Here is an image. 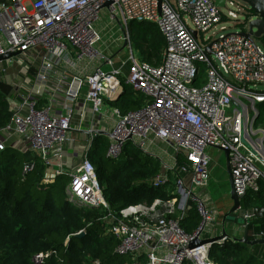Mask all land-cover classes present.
<instances>
[{
  "label": "built area",
  "instance_id": "built-area-1",
  "mask_svg": "<svg viewBox=\"0 0 264 264\" xmlns=\"http://www.w3.org/2000/svg\"><path fill=\"white\" fill-rule=\"evenodd\" d=\"M228 4L246 10L234 0ZM104 8L129 44L131 22L157 24L166 39L161 62L132 54L114 66L96 47L102 41L96 22ZM227 14L238 18L233 8ZM226 19L215 0H0V56L20 52L0 61L3 77L15 68L0 151L11 146L37 154L46 166L43 183L67 176L69 200L105 211L101 220L119 239L115 253L130 256L131 264H217L211 248L228 236L190 246L218 236L219 211L199 193L211 180L209 146L229 151L240 198L264 182V129L256 127L258 104L264 103V50L240 32L226 33ZM14 58L23 63L15 66ZM97 58L113 67L95 65ZM124 84L144 97L141 107L125 113L112 105ZM97 135L109 138L106 156L112 160L128 143L159 160L161 169L150 183L173 184L170 199L112 211L89 158ZM193 205L201 222L188 233L180 220ZM254 216L245 213L242 229ZM254 237L264 238V232ZM54 252L36 253L32 261L43 264Z\"/></svg>",
  "mask_w": 264,
  "mask_h": 264
},
{
  "label": "trees",
  "instance_id": "trees-1",
  "mask_svg": "<svg viewBox=\"0 0 264 264\" xmlns=\"http://www.w3.org/2000/svg\"><path fill=\"white\" fill-rule=\"evenodd\" d=\"M131 24L133 43L143 60L152 64L156 59L155 64L160 63L166 39L158 25L149 21ZM129 88L125 87L124 94L112 102L124 113L141 107L144 101L141 94ZM9 91L0 74V127L11 117ZM258 107L261 115L264 103ZM108 144L107 136L97 135L89 158L112 211L119 212L131 204H151L158 198L170 199L173 184L157 188L150 183L161 169L159 160L144 155L132 143L126 145L118 160H112L106 156ZM29 163L34 166L27 171ZM45 170L43 161L30 150L10 146L0 151V264H35L33 255L49 250L55 252L43 264H131L130 256L115 253L119 239L107 232L101 220L105 211L70 201L66 192L69 180L65 175L43 183ZM241 206L264 207V182L259 191H249L241 198ZM200 222L195 205L180 220L188 233ZM81 229L86 234L77 237ZM258 232H264V212L255 215L248 225L250 239H255ZM210 256L217 264H264V244L251 245L228 236L224 243L212 246ZM183 264L193 263L187 260Z\"/></svg>",
  "mask_w": 264,
  "mask_h": 264
},
{
  "label": "crops",
  "instance_id": "crops-1",
  "mask_svg": "<svg viewBox=\"0 0 264 264\" xmlns=\"http://www.w3.org/2000/svg\"><path fill=\"white\" fill-rule=\"evenodd\" d=\"M96 28H97V31L101 35V38H102V41L97 43V48L99 49V51H101V53L103 55L112 59L114 66H120L124 61H127L128 58L132 54L137 59L143 60L142 54H141L139 48H137L133 43L132 38L134 35V27L131 23L129 24V31L131 34L130 44L125 42L123 39H120L121 37L124 36L123 31L120 29L117 21H113L109 17V11L107 8H104L101 10L99 19L96 22ZM161 57H162V55H161ZM153 61L154 62L152 64H155L156 59H153ZM95 65L102 66L104 69H106L105 67H108V69H106V70H109L113 67L112 65L108 64V62H106L104 58H97V60L95 61ZM125 71H126V69H125ZM11 74L13 76L14 70H13V73H11ZM11 74H9V72H8L5 76L10 77ZM5 78L3 77V79H5ZM14 78H15V76H13V79ZM13 79H12V81H13ZM124 87H129V86L124 84ZM129 89H131V88H129ZM109 104H110V102H109ZM110 111L111 110L109 109L108 110L109 114H110ZM68 155L70 158L71 157L74 158L75 152L72 149H68ZM209 168L211 171V178H212L213 171H214V167L212 166V161L210 162ZM226 169H227V163H226ZM201 192L204 193L205 195H207L211 199V197L207 193L206 189H201L199 193H201ZM228 194H229V192H228ZM228 196L230 197V195H228ZM211 201H212V199H211ZM225 205H226V207L220 208L218 205L216 206L214 204V202L212 201V206L218 209L219 214L223 213V215L221 216L220 219H219V217H217V221H218L219 226H217V234L216 235H218V236L223 233L222 219H223L224 214L227 213L230 210V208L232 207L233 201L230 200V202L225 204ZM228 220H229V226L227 227L228 233L230 235H233V236L243 237L244 229H242V227H241L242 223L239 222L238 215H235V214L231 215L228 217Z\"/></svg>",
  "mask_w": 264,
  "mask_h": 264
},
{
  "label": "water",
  "instance_id": "water-1",
  "mask_svg": "<svg viewBox=\"0 0 264 264\" xmlns=\"http://www.w3.org/2000/svg\"><path fill=\"white\" fill-rule=\"evenodd\" d=\"M227 0H215L216 5L220 8H224L226 5ZM249 9V12H246L244 15V18L242 22L244 23V27L240 31V34L245 36L246 38L252 40L255 42V39L261 38L264 36V0H241ZM162 3V0H159V4ZM110 3H107L106 6H108ZM195 35L197 34L196 31L193 32ZM207 52L210 54L212 53L211 47H207ZM20 54L19 51L17 52H9L4 55L0 56V61L7 60L11 57L18 56ZM226 157H227V172L229 175V181H230V189H229V195L231 200L233 201V205L230 208V210L224 214L222 219L223 224V233L220 236H217L215 238H208V239H196L193 242L190 243L191 247L198 246L203 243L207 242H213L222 239L225 236H231L236 241H242L249 243L251 245L255 244H264V238H257V239H250L248 234V228L246 227L244 229V235L243 237H237L230 235L227 231V227L229 226V220L228 217L231 215H238L239 222H244V215L245 213L253 214V215H262L264 212V207H250V208H243L241 206V198L236 192L234 182H233V176L231 172V166L229 163V151L226 150ZM30 163L27 165V167H30ZM86 234V231H82L80 233H77V237H82Z\"/></svg>",
  "mask_w": 264,
  "mask_h": 264
},
{
  "label": "rangeland",
  "instance_id": "rangeland-1",
  "mask_svg": "<svg viewBox=\"0 0 264 264\" xmlns=\"http://www.w3.org/2000/svg\"><path fill=\"white\" fill-rule=\"evenodd\" d=\"M234 1L236 2V5H239L241 8L245 6L246 10L245 11L239 10L237 6L231 7L229 4L227 5V7L223 8V12L227 15V19L224 21V24L227 25V31H225L226 33H228V32H240L242 30V20L244 18L245 13L247 12V5L243 1H241V0H234ZM228 8H233L238 12V18L237 19L228 17V14H227ZM191 26H193V25L191 24ZM255 43L257 45L261 46L264 50V36L261 38L255 39ZM96 47H97V45H96ZM14 60H15V66H18L19 64L23 63V60L21 58H17V59L14 58ZM23 65L27 66L26 63H24ZM105 68L108 69V67H105ZM14 69L15 68H13V66H10V70L8 71L9 74L13 73ZM18 70L19 69L16 68L15 73ZM30 71H34V67L31 66V63H30ZM21 75H22V73L20 71L19 75L17 77H21ZM13 76H14V74H13ZM13 76L11 74L10 77H6V76H5L6 78L4 77L5 78V84L9 85L10 90L12 89L11 83H12ZM262 88L264 89V86ZM256 127L264 129V111H261V115L257 121ZM207 153L209 154V156L211 158L212 166L214 167V171H213V176H212L210 183H209L210 185L206 188V191L216 206L218 205L220 208L226 207L225 204L229 203L231 200L230 197L228 196L229 195L228 192L230 189V181H229V175H228V172L226 169V163H227L226 153L221 148H218L215 146H209L207 148ZM198 191H199V189H198ZM222 215H223V213H220L218 215L219 219L221 218Z\"/></svg>",
  "mask_w": 264,
  "mask_h": 264
}]
</instances>
